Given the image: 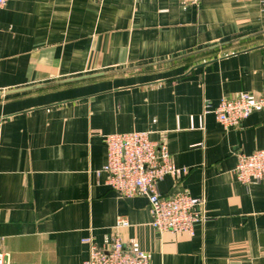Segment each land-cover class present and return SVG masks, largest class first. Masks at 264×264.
<instances>
[{
  "label": "crops",
  "instance_id": "crops-1",
  "mask_svg": "<svg viewBox=\"0 0 264 264\" xmlns=\"http://www.w3.org/2000/svg\"><path fill=\"white\" fill-rule=\"evenodd\" d=\"M228 41L221 43L222 39ZM264 90V0H6L0 10V238L6 264H82L83 239L114 235L149 264H264V181L239 155L264 151V108L238 127L222 98ZM146 132L204 199L194 235L160 233L143 196L96 176L103 136ZM125 226L116 227L118 221Z\"/></svg>",
  "mask_w": 264,
  "mask_h": 264
},
{
  "label": "built area",
  "instance_id": "built-area-1",
  "mask_svg": "<svg viewBox=\"0 0 264 264\" xmlns=\"http://www.w3.org/2000/svg\"><path fill=\"white\" fill-rule=\"evenodd\" d=\"M198 6L200 0H183ZM6 0H0V10ZM264 108V90L256 97L242 93L235 98H222L209 110L205 107L202 116L212 113L224 128L238 127L253 110ZM106 161L96 171V176L105 174L106 183L120 198L135 196L146 198L152 215L151 227L160 233L194 235L196 224H204V199L184 193L162 195L158 184L166 176L178 178L184 169H176L164 144L153 142L146 132L108 134L103 136ZM235 177L242 184L264 181V151L250 155H239L234 169ZM118 221L116 227L125 226ZM89 253L82 264H149L147 256L139 250H129L118 235H114L107 249L97 247L91 238L83 239ZM0 264H6L0 238Z\"/></svg>",
  "mask_w": 264,
  "mask_h": 264
},
{
  "label": "water",
  "instance_id": "water-1",
  "mask_svg": "<svg viewBox=\"0 0 264 264\" xmlns=\"http://www.w3.org/2000/svg\"><path fill=\"white\" fill-rule=\"evenodd\" d=\"M228 40H229L228 38L222 39L221 43L228 41Z\"/></svg>",
  "mask_w": 264,
  "mask_h": 264
}]
</instances>
